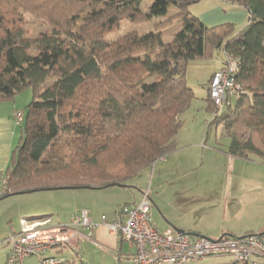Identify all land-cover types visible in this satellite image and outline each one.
Instances as JSON below:
<instances>
[{"label":"trees","instance_id":"1","mask_svg":"<svg viewBox=\"0 0 264 264\" xmlns=\"http://www.w3.org/2000/svg\"><path fill=\"white\" fill-rule=\"evenodd\" d=\"M142 1L0 0V102L28 89L32 95L0 199L100 190L149 171L176 149L193 98L187 66L215 51L224 54L222 68L235 63L240 93L218 113L210 79V125L222 126L229 155L264 158V0H225L250 13L237 31L192 16L188 7L199 0H154L147 13ZM170 7L175 12L165 17ZM158 17L165 18L153 31L107 38L124 20ZM171 21L181 28L166 43L162 33ZM30 26L44 31L31 33Z\"/></svg>","mask_w":264,"mask_h":264},{"label":"crops","instance_id":"2","mask_svg":"<svg viewBox=\"0 0 264 264\" xmlns=\"http://www.w3.org/2000/svg\"><path fill=\"white\" fill-rule=\"evenodd\" d=\"M215 1H217V4L214 8L194 13L205 26L214 27L222 24H232L235 28L239 27L242 29L248 24L250 13L246 8L225 0ZM224 60L219 62L218 66L215 67L210 79L215 72L222 69ZM12 101L14 100L0 102V173H4L7 169L12 150L19 144L21 139L22 122H16L14 115L20 112L24 117V113ZM230 101L231 104H234L235 100L231 99ZM211 122L212 116L210 122L204 126L201 136L196 132L188 137L181 131H178L175 136L176 149L172 153L159 158L152 165L151 169L146 171H151L150 176L152 180L156 178L155 191L158 192L159 187L162 185L169 186L171 190L175 191L176 197L168 209H166L161 207L158 202L155 203V198L151 199L150 188H147L150 192V215L153 225L159 231L171 230L175 234L179 233L177 231H184L193 236H202L214 240L222 236L243 237L261 234L264 232V158L255 154H249L247 159L231 156L228 154L230 141L224 147L216 141L213 144L209 143L207 145L208 142L206 141L208 140L209 128L212 126L210 125ZM197 131L199 132V130ZM224 136L229 140L225 133ZM205 153L210 154L206 157ZM213 153L217 155L215 158L217 162L225 158L228 163L227 165L231 166L232 170H236L237 177L234 187L232 188L229 181H227L224 194L215 201H207L206 198L199 200L196 197H189L187 192L188 186L185 184H182L181 187L177 186L176 180L189 177V172L197 169L200 164H203L204 157L206 165H211L212 157L214 158ZM199 155L202 158L201 163H199ZM115 188L116 186H112L100 189V191H108L109 195L116 197L120 195L125 197V194H120L122 192L113 190ZM117 188L126 189L127 187ZM128 189L132 188L128 187ZM140 190L142 189H139L138 193L141 194ZM56 191L69 192L68 194H65L66 192H63L64 194H57ZM81 191L94 193L93 191L99 190L62 189L34 193L40 196H35L37 198L33 199L30 197L26 198L27 202L23 203V207L10 215L11 220L15 224L12 227L13 231L19 233L32 221L44 218H50L51 220L53 215L57 219L56 223L52 225H65L69 223L73 215L80 210H86L95 224V228L92 231L91 237L79 240L77 246L78 257L74 256L73 253L72 255L64 254L63 251L50 252L47 253V256L65 259L66 262L62 264H136L134 261V246L122 241L118 235L111 234L101 224V216H105L109 222L114 219L119 206L135 205L140 199H136L134 194H132V203L124 201L127 199H119V201H116L114 205L109 209H105L99 215L95 207L85 202L87 194ZM92 197L97 198L98 195L92 194ZM63 198L74 202L70 206L68 205L69 209L66 203L59 205L54 203V199L59 200ZM78 201H83V203L80 204ZM192 201L198 203V205L194 206V202ZM153 206L156 207L157 214L153 212ZM210 207L216 209V211L214 213L207 212V209ZM5 246L6 249L3 250L4 255L0 259V264H7L9 248L6 243ZM4 259L5 263H3ZM208 259L217 260L216 264H228L230 261L228 257H211L205 258L197 264H204L205 260ZM24 264L42 263L37 257L31 256L24 260Z\"/></svg>","mask_w":264,"mask_h":264},{"label":"built area","instance_id":"3","mask_svg":"<svg viewBox=\"0 0 264 264\" xmlns=\"http://www.w3.org/2000/svg\"><path fill=\"white\" fill-rule=\"evenodd\" d=\"M235 67V63L229 64L213 74L209 96L215 107L238 97L240 86L234 78ZM14 119L20 123L23 115L17 112ZM5 194L6 177L0 173V197ZM149 194L147 189L141 192L137 204L119 206L114 219L109 222L101 216V224L111 234L134 246L136 264H197L211 257H228V264H264V239L258 235L222 236L214 240L157 230L151 220ZM94 228L86 210H80L65 225H51L50 218L32 221L21 232L12 231L6 239L9 248L7 264H24V260L31 256L37 257L42 264L65 263V259L47 256V253L69 249L78 257L79 240L91 237Z\"/></svg>","mask_w":264,"mask_h":264},{"label":"rangeland","instance_id":"4","mask_svg":"<svg viewBox=\"0 0 264 264\" xmlns=\"http://www.w3.org/2000/svg\"><path fill=\"white\" fill-rule=\"evenodd\" d=\"M154 0H143L140 9L142 12L147 13L149 11V8ZM217 4V1L215 0H199L196 3L191 4L188 7V11L192 16H195L194 13H198L199 11H204L214 8ZM175 12V9L170 7L167 15H171ZM165 17H158V18H152L150 21H146L144 23H131L128 20H124L119 28L115 30L112 34H110L107 38L109 40L116 39L124 34H127L129 32H137L139 34H144L150 31L154 30V24L157 22L163 20ZM166 28V27H165ZM181 26L176 21H171L168 25L167 30H165L162 33V39L164 42H169L172 40V37L175 33L179 32ZM240 28H235V31L239 30ZM29 30L31 33H34V31H44V28H36L35 26H30ZM224 60V55L222 51H215L213 52V56L209 59L204 60H197L191 62L186 69L185 72V80L186 85L192 89L193 91V98L190 103V106L188 109L184 112L182 115V127L180 131L187 135L188 137L191 136L192 133L202 134L204 130V126L210 122L212 113L210 111L206 110V98L208 95V84L211 74L213 73L215 67L218 66L219 62ZM12 103H15L17 105V108L20 109L23 113H26V106L28 103L32 100L31 91L25 90L22 93L18 94L15 99H13ZM226 107L225 105H221L218 108V113H221L225 111ZM199 130V132L197 131ZM239 133V132H238ZM221 143L222 147L227 146L229 140L224 136V131L221 125H212L209 128L208 131V140L206 142L207 145L213 144L214 142ZM221 147V146H219ZM210 153H205V156L207 157ZM214 154V158L212 157L211 165H206L205 157L203 160V164L198 166L197 169L189 172V177H184L183 179L176 180L177 186H180L182 184L187 185V192L189 197L198 198L199 200H202L203 198H206V200H213L215 201L217 198H220L221 195L224 194V190H226L225 186L227 185V181H229V184L233 188L235 185L236 180V170H232L231 166L227 165V161L225 158L221 159L222 161L217 162L215 160L216 154ZM221 158V157H219ZM201 156L199 155V163H201ZM151 172V171H150ZM150 172H142L138 176L130 179L127 181V188L126 189H119L115 188L113 190H117L116 192H122L120 194H125V197L122 195L116 197L109 195L108 191H93L94 193H89L87 191H81L87 194L86 203H89L93 207H95V210L100 214L103 213L105 209H109L116 201H119V199H127L124 200L127 203L133 202L132 194H134V197L136 199H141V194L138 193L139 189L140 192L145 191L148 187L151 191V199L155 198V203L158 202L161 207H164L168 209V207L171 205L173 200L176 199L175 197V191L171 190V188L165 185H162L159 187L158 192L156 190V178L153 180L151 179ZM171 183V182H170ZM175 183V182H174ZM136 185V186H134ZM150 185V186H148ZM128 187H131L132 189H128ZM120 190V191H119ZM135 190V191H131ZM63 192H66L65 194H68L69 191H56L57 194H64ZM124 192V193H123ZM157 192V193H156ZM92 194H97L98 197H92ZM127 195V197H126ZM33 194H24V195H14L10 197H6L4 199H0V259L3 257L4 253L3 250L6 249L5 246V238L9 237L12 234V227H14V222L11 220V216L13 213H16L18 209L23 207V203L27 202L26 198H37ZM96 196V195H94ZM157 199V200H156ZM121 200V201H122ZM55 204H62L66 203L67 208L69 209V206L73 204V201L68 200L67 198L55 200ZM194 202V201H192ZM78 203H83V201H78ZM124 203V202H123ZM85 204V203H84ZM69 205V206H68ZM198 203L194 202V206H197ZM216 209L209 208L207 209V212L214 213ZM153 212L157 214L156 207L153 206ZM56 216L53 215L51 218V225L56 223ZM53 222V223H52ZM216 237V236H215ZM6 238V239H7ZM214 238V237H213ZM64 254L72 255V251L69 249L63 250ZM5 263V259L3 261ZM217 260L215 259H208L205 260L204 264H216Z\"/></svg>","mask_w":264,"mask_h":264},{"label":"water","instance_id":"5","mask_svg":"<svg viewBox=\"0 0 264 264\" xmlns=\"http://www.w3.org/2000/svg\"><path fill=\"white\" fill-rule=\"evenodd\" d=\"M250 10H251L252 12H254L253 7H250ZM115 186H116V187H122V188L127 187L126 185H122V184H116ZM62 189H65V188H62ZM62 189H60V190H62ZM13 195H17V194H12V196H13ZM177 232H179V233H185L184 231H177ZM262 235H264V232L261 233V234H258V236H262Z\"/></svg>","mask_w":264,"mask_h":264}]
</instances>
